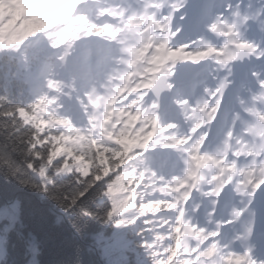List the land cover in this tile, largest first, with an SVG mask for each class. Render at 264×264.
Returning <instances> with one entry per match:
<instances>
[{"label": "trees", "instance_id": "16d2710c", "mask_svg": "<svg viewBox=\"0 0 264 264\" xmlns=\"http://www.w3.org/2000/svg\"><path fill=\"white\" fill-rule=\"evenodd\" d=\"M5 11L2 35L22 16ZM22 17L19 37L39 25ZM82 149L0 88V203L11 204L0 213L4 263L186 264L181 256L172 261L166 230L175 227L164 213L170 207L154 195L149 176L126 202L124 189L139 178L123 168V154L91 157Z\"/></svg>", "mask_w": 264, "mask_h": 264}, {"label": "snow or ice", "instance_id": "6c2138e0", "mask_svg": "<svg viewBox=\"0 0 264 264\" xmlns=\"http://www.w3.org/2000/svg\"><path fill=\"white\" fill-rule=\"evenodd\" d=\"M13 202H15V201H13ZM9 207H11L10 203H0V213H2L5 208H9Z\"/></svg>", "mask_w": 264, "mask_h": 264}]
</instances>
